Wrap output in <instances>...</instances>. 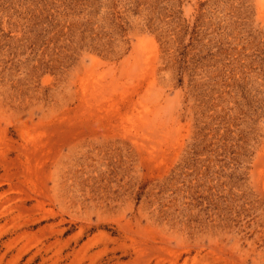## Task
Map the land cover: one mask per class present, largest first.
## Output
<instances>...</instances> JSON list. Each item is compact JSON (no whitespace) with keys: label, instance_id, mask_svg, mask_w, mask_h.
<instances>
[{"label":"rangeland","instance_id":"1","mask_svg":"<svg viewBox=\"0 0 264 264\" xmlns=\"http://www.w3.org/2000/svg\"><path fill=\"white\" fill-rule=\"evenodd\" d=\"M0 264H264V0H0Z\"/></svg>","mask_w":264,"mask_h":264}]
</instances>
